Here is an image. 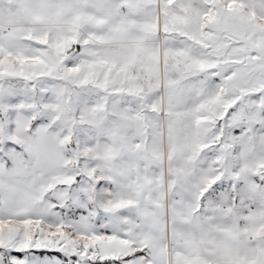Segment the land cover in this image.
I'll list each match as a JSON object with an SVG mask.
<instances>
[{
  "label": "snow or ice",
  "instance_id": "1",
  "mask_svg": "<svg viewBox=\"0 0 264 264\" xmlns=\"http://www.w3.org/2000/svg\"><path fill=\"white\" fill-rule=\"evenodd\" d=\"M0 264H264V0H0Z\"/></svg>",
  "mask_w": 264,
  "mask_h": 264
}]
</instances>
